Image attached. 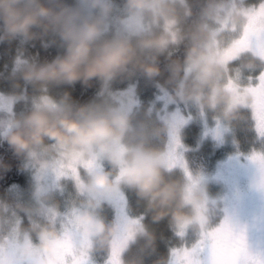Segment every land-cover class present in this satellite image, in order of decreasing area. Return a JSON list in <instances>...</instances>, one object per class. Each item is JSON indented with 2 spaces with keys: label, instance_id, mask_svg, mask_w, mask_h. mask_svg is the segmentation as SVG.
Masks as SVG:
<instances>
[{
  "label": "rangeland",
  "instance_id": "obj_1",
  "mask_svg": "<svg viewBox=\"0 0 264 264\" xmlns=\"http://www.w3.org/2000/svg\"><path fill=\"white\" fill-rule=\"evenodd\" d=\"M21 5L32 10L34 6L32 0ZM182 5L183 0H148L122 9L110 0H78L71 9L67 41L83 39L84 29L96 27L106 39L124 45L137 40L146 48L160 50L176 40L180 14L185 11ZM205 16L203 28L210 39L190 57L175 94L123 70L103 78L88 117L108 122L103 135L77 131L63 141L27 152L24 164L29 187L7 190L14 204L0 199V253L12 248L18 264H65L68 257L72 264H99L96 233L107 225L108 206L114 232L120 237L102 262L114 264L111 255L120 240L132 241L141 229L140 222L122 214L126 210L123 188L156 165L182 177L185 214L175 226L181 244L171 249L167 264H191L193 254L183 246L191 247L199 237L209 241L215 237L219 220L211 224V217H220L226 194L231 186H240L238 174L251 163L243 154L264 151L258 111L252 113L251 139L234 143L230 129L232 122H244V110L254 106V101L255 106H262L256 89L264 86V1L255 6L248 0L215 3ZM20 23L10 27L0 51V67L12 76L8 87L0 88V139L16 126L12 106L31 69L23 35L26 28ZM250 34L254 39L247 38ZM66 51L65 43L59 59ZM240 58L262 61L263 70L256 77H246L244 70L228 67ZM212 67L225 72L214 82L210 81ZM70 85L46 79L42 73L35 106L61 109V93ZM258 125L259 137L255 135ZM149 144L159 151L150 154ZM105 161L113 163V171L105 169ZM99 176L103 181H98ZM19 211L25 214L30 232L23 231Z\"/></svg>",
  "mask_w": 264,
  "mask_h": 264
},
{
  "label": "trees",
  "instance_id": "obj_2",
  "mask_svg": "<svg viewBox=\"0 0 264 264\" xmlns=\"http://www.w3.org/2000/svg\"><path fill=\"white\" fill-rule=\"evenodd\" d=\"M25 1L20 0L18 4L6 6L7 10L0 12V51L3 40L14 22H21L26 16H31L35 20L41 15L42 5L50 9L47 13L48 21H56L62 27L57 34L51 30L48 32L43 30L44 24L48 21L39 22L31 28L24 26L26 30L23 35H25V45L28 47L27 53L31 62L29 79L24 83L22 94L12 106L11 116L16 126L5 138L0 139V199L11 204L14 203L6 194L10 187L18 186L23 189L29 187V173L24 164L27 152L63 141L70 135L57 139H49L47 136L41 138L39 135L21 139V133L29 123V117L41 114L55 119L62 112L76 116L78 110H84L89 117L103 81V78L96 76L85 81L81 76L80 79L71 82L64 94L61 93L63 96L61 109L52 111L35 106L34 97L38 92L37 81L42 74L41 69L53 64L62 55L63 46L67 41L66 33L70 27L71 9L77 5L78 0H56V4H52L51 0H32L33 10L21 5ZM143 1L148 0H136L135 5L129 3V0H110V3L118 8L126 9ZM225 1L228 0H183L182 6L185 11L180 14L175 42L158 50L154 46L146 48L137 40L130 39L125 45L139 55L135 66L130 64L124 70L134 73L147 83L161 87L165 92L175 94L183 80L184 67L190 57L210 39L208 31L203 28L206 10L212 4ZM263 1L248 0V3L255 6ZM53 7H56V12L51 11ZM228 64L230 68L244 70L246 77H256L263 70L262 61L255 58H240ZM224 73L222 68L212 67L210 81L214 82L224 76ZM11 77V73L6 68L0 67V88L8 87ZM244 111H246L244 122H232L230 126L234 143L240 140L243 143L254 134L249 130L250 113L247 109ZM157 150L150 144L147 146L150 154H156L159 151ZM104 167L108 171H113L115 168L109 161L104 162ZM144 175L153 178L147 194H141L140 179L123 188L126 210L122 214H127L128 219L140 222L141 229H138L132 241L127 242L125 239L123 243L121 242V264H167L171 249L181 244L175 231L178 219L185 214V209L181 206L183 202L181 175L176 171L166 170L162 165L153 166L149 172L140 177ZM106 208L104 219L107 225L101 226L102 228L96 233L99 241L96 252L100 260L110 256L113 243L116 242L112 212L108 206ZM19 213L23 218V231L30 232L25 214L21 211ZM211 219V224L219 220L217 217H211Z\"/></svg>",
  "mask_w": 264,
  "mask_h": 264
},
{
  "label": "clouds",
  "instance_id": "obj_3",
  "mask_svg": "<svg viewBox=\"0 0 264 264\" xmlns=\"http://www.w3.org/2000/svg\"><path fill=\"white\" fill-rule=\"evenodd\" d=\"M20 0H0V12L7 10L6 6L18 4ZM56 4V0H51ZM135 5L136 0H129ZM50 9L41 6V15L35 20L31 16L22 19L20 27L27 25L29 28L36 26L39 22L48 21L47 13ZM51 11L56 12V7ZM61 25L56 21H48L44 24L43 30H49L59 34ZM63 39V37H61ZM67 51L63 58L55 61L51 65H46L41 72L46 79L72 82L80 79L81 76L87 81L92 77L110 78L122 72L127 66L138 58V53L128 48L123 43L110 38L106 39L96 27L84 29L83 39L65 41ZM158 71V69H157ZM109 124L103 118H88L84 110H78L76 116L60 113L55 119L50 116L35 114L29 117V123L21 133V139L39 135L41 138L47 136L49 139L65 137L69 134L75 135L77 131L94 136L103 135ZM131 178L136 177L130 173ZM98 181H103V177H97ZM140 179L141 194H147L153 183V178L144 175Z\"/></svg>",
  "mask_w": 264,
  "mask_h": 264
},
{
  "label": "flooded vegetation",
  "instance_id": "obj_4",
  "mask_svg": "<svg viewBox=\"0 0 264 264\" xmlns=\"http://www.w3.org/2000/svg\"><path fill=\"white\" fill-rule=\"evenodd\" d=\"M256 92L262 106H255L254 101V106L247 109L250 113L248 120L249 124L252 123V113L254 110L258 111L264 135V86L258 87ZM257 127L256 136L260 134L259 125ZM243 156L246 160L250 159L251 163L245 165L244 170L238 174L240 186H231L226 194L216 235L211 240L216 249L214 259L217 264H264V151L260 150L257 154L246 153ZM234 231L243 236V241L237 239ZM116 235L115 239H118L120 236ZM121 250L122 244L112 252L114 264L121 262ZM18 259L12 248L0 253V264H18ZM99 264L104 263L101 260Z\"/></svg>",
  "mask_w": 264,
  "mask_h": 264
},
{
  "label": "snow or ice",
  "instance_id": "obj_5",
  "mask_svg": "<svg viewBox=\"0 0 264 264\" xmlns=\"http://www.w3.org/2000/svg\"><path fill=\"white\" fill-rule=\"evenodd\" d=\"M249 39H254V36L250 34ZM187 231L185 232L184 236L186 235ZM234 235H236L237 239L240 241H243V236L240 234H237L234 231ZM73 245L75 246L76 241L73 238L72 241ZM185 251L191 250L193 254V259L191 261V264H217L214 257L216 255V249L212 246L211 242L207 239H201L200 237L197 239V241L191 246H183ZM21 264H28L27 261L21 262ZM65 264H72V260L70 257L65 259ZM239 264V262H237Z\"/></svg>",
  "mask_w": 264,
  "mask_h": 264
}]
</instances>
